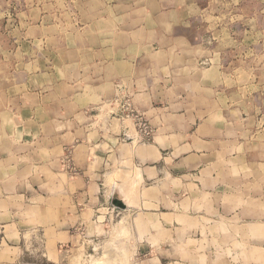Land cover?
<instances>
[{"label": "crops", "instance_id": "crops-1", "mask_svg": "<svg viewBox=\"0 0 264 264\" xmlns=\"http://www.w3.org/2000/svg\"><path fill=\"white\" fill-rule=\"evenodd\" d=\"M176 3H113V30L101 34L113 48L80 71L95 90L88 105L107 103L123 84L154 127L150 141L140 140L132 119L113 118L101 129L90 124L81 136L68 137L81 143L70 150L74 167L57 154L43 160L24 141L0 147V257L10 253L0 264H21L29 229L45 240L46 262L55 264L58 246L75 241L80 230L105 229L112 215L127 214L147 227L142 247L149 264H185L170 258L171 250L192 242L195 251L217 256L212 228L244 218L249 203L264 205V193L243 196L235 187L240 181L223 175L232 162L216 161L239 145L245 116L228 108L212 77L213 60L204 66L213 55ZM115 200L126 209L116 208ZM156 230L159 246L151 241Z\"/></svg>", "mask_w": 264, "mask_h": 264}, {"label": "rangeland", "instance_id": "rangeland-1", "mask_svg": "<svg viewBox=\"0 0 264 264\" xmlns=\"http://www.w3.org/2000/svg\"><path fill=\"white\" fill-rule=\"evenodd\" d=\"M129 1L0 0V147L24 141L42 158L57 154L59 162L72 165L70 150L81 143L68 137L81 136L90 124L98 130L109 119H121L127 100L141 115L120 83L110 101L88 105L95 90L88 87L90 77L80 73L97 61L98 53L112 50L111 39L105 42L101 34L113 30L112 4ZM171 1L185 9L202 36L201 46L212 53L204 66L213 60L216 76L212 77L232 104L228 108L245 116L239 145L229 157L216 161L232 162L230 170L221 171L223 175L240 181L235 187L243 196L260 198L256 196L264 193V0ZM246 206L249 212L244 218L219 221L217 229L212 228L217 256L195 251L191 242L171 250L170 258L185 264H264V205ZM107 212L103 210L102 216ZM106 225L89 233L80 230L75 241L59 245L55 264H149V251L142 247L147 227L131 214L112 215ZM154 234L151 241L159 246L161 234L157 230ZM25 239L27 251L21 264H49L45 240L30 229ZM1 255L3 260L10 253Z\"/></svg>", "mask_w": 264, "mask_h": 264}, {"label": "built area", "instance_id": "built-area-1", "mask_svg": "<svg viewBox=\"0 0 264 264\" xmlns=\"http://www.w3.org/2000/svg\"><path fill=\"white\" fill-rule=\"evenodd\" d=\"M123 94L118 95L117 97V103L120 105V99L122 98ZM122 114H124L125 116H122L121 118H131L135 121V123L137 124V126L139 127L138 134L140 139H145L147 141H149L148 139H150L153 136L154 130L153 128H151V126L149 125V123L147 121H145V119L143 118L142 115H139L138 113H135V111L131 108V105H129V101L127 100L125 105L123 106V111Z\"/></svg>", "mask_w": 264, "mask_h": 264}, {"label": "water", "instance_id": "water-1", "mask_svg": "<svg viewBox=\"0 0 264 264\" xmlns=\"http://www.w3.org/2000/svg\"><path fill=\"white\" fill-rule=\"evenodd\" d=\"M113 204H114V206H115L116 208H118V209H126V204L123 203V201H121V200H115V201L113 202Z\"/></svg>", "mask_w": 264, "mask_h": 264}]
</instances>
